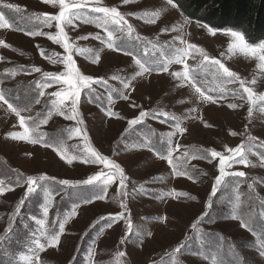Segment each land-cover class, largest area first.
Returning <instances> with one entry per match:
<instances>
[{
    "label": "rangeland",
    "instance_id": "1",
    "mask_svg": "<svg viewBox=\"0 0 264 264\" xmlns=\"http://www.w3.org/2000/svg\"><path fill=\"white\" fill-rule=\"evenodd\" d=\"M87 3L88 7L74 11L84 16L91 15L92 6H116L133 31L129 35L127 26L121 31L109 25L114 38L113 48H108L107 33L94 23L76 19L74 26L65 27L70 40L79 48L92 50L83 54L74 51L79 70L108 82L103 87L93 84L95 91L91 94L83 90L78 114L68 120L56 114L52 104L56 98L48 95L57 90L66 91L67 86L38 87V83L49 79L43 77V72L65 71L63 64H53L51 60L58 59L54 54L62 58L66 53L47 35L27 34L39 31L56 35V22L52 21V27L46 26L41 14L56 15L59 6L47 5L42 0H0V12L10 25L0 28V88L8 94L10 103L21 107L30 103V111H23L21 115L30 129L33 120L39 124L37 131L30 134L37 139L42 136V141L35 144L8 136L10 132L24 129L19 117L0 101V180L4 181L5 189L0 195V264L9 262L3 257L10 256L14 259L11 264L18 259L21 264H264V255H261L264 247V100L258 99L264 94V69L258 59L250 53L229 51L230 36L222 31L209 34L204 27L207 24L187 17L174 1L176 7L168 0H128L127 3L87 0ZM7 4L18 5L21 11L5 7ZM38 15L40 19L36 18ZM165 28L171 30L162 32ZM87 34H99L102 39H76ZM255 41L252 45L264 42V38ZM188 44L203 48L210 58L220 60L235 72L239 80L229 82L227 78H218L213 67L205 70L203 64L207 62L194 50L185 59L194 80L175 77L173 73L185 71L184 65L169 64L168 60L174 58L173 48H187ZM93 52L99 54L98 63L93 62ZM129 52L131 55L126 54ZM134 58L153 70L135 76L139 66ZM164 66L168 68L166 72L162 70ZM33 67L42 72H32ZM114 75L130 86L125 89L120 80L111 78ZM240 80L253 89L255 103L248 102ZM253 80L255 84L251 83ZM197 87L216 102L204 100L196 92ZM40 91H44L43 97L38 95ZM36 99L40 102L35 103ZM233 103L239 106L230 108L228 105ZM66 104L70 106V100ZM50 110L52 115L47 124L39 123ZM141 111L149 115L143 123L130 126L128 121L137 118ZM160 111L176 119L161 122L166 118H153ZM79 120L82 123H77ZM177 122L186 129L183 134L175 129ZM76 127L81 129L80 135H69L67 129ZM172 132L176 135L170 137ZM50 139L58 142L45 146L44 141ZM169 139L173 149L181 145L173 151L175 169L167 159L161 158V154L167 156ZM238 145H243L248 166L232 163L225 170L243 171L246 175L226 176V183L212 195L215 177L219 174V158L209 162L192 156L216 150L229 157L232 153L227 148ZM88 147L119 164L128 180L126 187L121 188L117 174L108 186L105 199L84 203V198L94 195L92 186L62 185L59 181H84L102 169L105 173H116L111 166L84 163L81 159L67 162L73 156L87 157ZM44 174L55 180L40 182L49 188L52 200L46 223L41 227L36 221L45 219L42 206L48 202V193L37 188L18 213L16 208L25 196L26 177ZM18 177H21L19 185L15 184ZM73 209L75 214L70 215ZM233 211L238 218H232ZM118 212L125 213L132 224L131 230L125 219L115 223L108 219L110 214ZM198 218L201 219L198 221ZM65 221L59 243L49 245L50 235L58 233L60 223ZM242 221L247 228L242 226ZM37 240L44 245L43 249L36 246Z\"/></svg>",
    "mask_w": 264,
    "mask_h": 264
},
{
    "label": "snow or ice",
    "instance_id": "2",
    "mask_svg": "<svg viewBox=\"0 0 264 264\" xmlns=\"http://www.w3.org/2000/svg\"><path fill=\"white\" fill-rule=\"evenodd\" d=\"M123 3H127L128 0H122ZM42 3H45L47 5L51 6H59V12L56 15H51V14H41L43 17V23L48 26L52 27V21H55V27L57 28V34L53 35L51 33L45 34L39 31H31L28 32L27 34L30 36H37V35H47V38L49 40H52L54 43L57 45H60L66 55H64L62 58H59L60 54H54L58 57V59L51 60L53 64L56 63H61L64 66L65 71L60 72V73H49V72H43V77L49 78L47 79L44 83H38V87L40 89H45L52 87L53 85L56 84H62L67 86L66 91L62 90H57L52 93H48L50 97H55L56 99L52 100L53 104V109L58 115L64 116L65 119L68 120H73L76 118L77 113V105L79 103L80 97H81V92L85 89L89 91L91 94L92 92L95 91L93 88V84L99 85V86H107V80H105L103 77H92L89 75H84L79 68L76 65L75 59H74V51L77 54H83L84 51H92L91 49H81L79 48L74 41L70 40V37L68 34L65 32V27L69 25L74 26V20L76 19H82V22L84 23H94L97 27L103 28L105 32L107 33V47L108 48H113V38H114V33L112 30L109 29V25H115L117 26L118 30L123 31L124 26H127L128 34L131 35L133 28L132 25L128 24V21L125 19V15L121 13L116 6H92L89 8V12L91 15L85 14L84 16H81L78 11L74 10H79L88 7L87 0H42ZM169 4H172L173 7H176L175 4H173V0H168ZM5 7L9 9H15L17 12L21 11L20 6L18 5H12V4H7ZM36 15V14H34ZM134 15V14H133ZM37 19H40V16H36ZM9 22L6 20L5 15L3 12H0V28L3 27H9ZM176 26L173 25L172 28L174 29ZM204 27L207 28V31L211 35H216L217 31H222L224 34L230 36L232 38V42L229 44V51H234L238 50L241 53L248 54L250 53L252 56L256 57L258 59L259 66L264 69V42H260L257 45H252L249 44L245 36L242 32L240 31H235V30H217L213 29L211 26L205 25ZM171 29L165 28L161 29L162 32L169 31ZM89 37L95 38V39H102L99 34L92 36V34H87L85 36L78 37L76 39H88ZM175 39V38H174ZM2 43V42H0ZM181 43H185L183 40ZM171 46V45H170ZM39 47V46H37ZM190 50H194L195 52H198L202 57L203 61L207 62L203 64V68L207 70L209 67L215 68V75L216 77H224L229 80V82H233L235 80H239L238 75L230 71L228 67H226L223 63H221L220 60L210 58L205 50L203 48H200L196 45L193 44H188L187 48H173V53H174V58L168 60V63H176V64H183L185 71L183 73L176 72L173 73L175 77H180L183 76L185 80L192 79L194 80V77L188 70V65L185 63V59L193 55V52ZM131 55V53H126ZM43 55V51H42ZM94 56V63H98L100 60L98 52H93ZM51 59V57H49ZM134 62L136 65L139 66V71L135 73V76H140L144 73L150 72L153 69L149 66H146V63L143 62L140 59H135ZM163 71H167L168 68L167 66H164L162 68ZM32 72H42V69L38 67H33L31 69ZM12 75H15V71L12 72ZM114 80H120L121 83H123L124 88L127 89L130 84L129 82H126L121 78L120 76L114 75L111 77ZM134 78V77H133ZM2 83V82H0ZM251 83L255 84V80H253ZM193 87H195V83H193ZM240 87L243 89V92L247 94V99L250 104L255 103L256 94L254 93L253 89L251 87H246L245 82L243 80H240ZM196 92L200 93V96L203 97L204 100L206 101H212L215 103V99L210 96V95H205L203 91H201L200 88L195 89ZM40 97H43L45 95L44 91H40L38 94ZM98 98V97H97ZM123 99H128L127 96H122ZM10 97L8 94L5 93V91L0 88V101H3L4 104L8 106V109H10L12 112H14L18 117H19V123L21 128H23V132H10L8 133V136H10L12 139H18L22 141H27L30 143H39L42 141V136L40 139H37L33 137L30 133L37 131L39 124L33 120L32 117H28V120H33V126L31 129L26 126V118L21 115V112L23 111H30L31 105L29 104H24L22 107L19 106L18 104L14 105V103L9 102ZM19 98H17L18 100ZM258 99L264 100V94H260L258 96ZM66 100H70V106L66 104ZM40 100L36 99L35 103H39ZM230 108H237L239 105L233 103L228 105ZM65 109H68L67 111ZM72 113V114H69ZM252 109L249 108V115L251 116ZM110 115H115V113H109ZM52 111H48L47 114L45 115L44 119L39 121V123L47 124L48 119L51 118ZM149 113L147 111H141L139 113V116L137 118H133L128 121L129 125H137L143 123V120L146 116H148ZM158 117H165L166 119L161 121V122H167V119H176L174 116H172L168 112L160 111L159 113L154 114L153 118H158ZM77 123H82V120L77 121ZM176 131L179 133L183 134L186 129L180 126V122H177L174 125ZM69 135L75 134V135H80L81 129L79 127L72 128V129H67ZM127 131V129H126ZM232 135H236V133L232 132ZM176 132H172L169 134V136H175ZM249 139H253L252 137H249ZM58 142L57 139H50L48 141H44L45 146H54ZM145 147H148V145H144ZM62 147V146H61ZM181 147V145L177 144L176 148L173 149L172 144H171V139H169L168 146H167V156H163L161 154V158L167 159L168 163L175 169L177 167V164L174 163L173 160V151L178 150ZM227 147V146H226ZM59 152V149H56ZM158 154L159 153V150ZM227 151L232 153L231 156L225 157L220 151L216 150H207L205 153H201L200 155H193L192 159L200 158V159H205L209 160L211 162L212 160H215L219 158V163H218V175L215 177V181L213 184V189H212V195H215L217 189L224 185L226 183L225 177L226 176H237V177H244L246 175L245 172L243 171H237V172H226V166L230 167L232 163L236 164H242L244 166H248L249 161L247 160L244 150H243V145H238L235 148H227ZM87 157H78V156H73L71 159H69L67 162L72 163V160L74 159H81L82 162L84 163H93V164H102L104 167H113L116 169V173L108 172L105 173L103 169L91 176L88 177V179L84 181H77V182H71L68 180H60L59 183L62 185H70V186H75L76 184H83L87 186H92L94 189V195L93 197H88L84 198L83 202L84 203H91L93 202V199H105V195L107 193L108 186L111 185L116 178V175L118 174L119 176V183L121 188L126 187V181L128 180V177L125 175L123 168L115 163V161L111 160L109 157H106L102 154H100L98 151H96L94 148L88 147L87 149ZM62 154V153H61ZM185 156L188 155L187 151L184 153ZM239 159H236V158ZM178 160L180 158H177ZM178 175H188L187 172H177ZM189 178L191 179L192 177L189 175ZM21 177H18L17 180L15 181V184L19 185L20 184ZM47 180H55L54 177H48L47 174L44 175H39V176H28L26 177L25 183L27 184L26 191H25V196L22 198L17 205L16 208V213L19 212V208L25 200L33 193L37 191V188L41 190V192L48 193L49 199L48 202L42 206V212L43 216L45 219H38L36 222L37 224L41 225L43 227L46 223V218L49 213V206L52 203L51 200V192L49 191V188L45 186L44 184L40 183L42 181H47ZM4 181L0 180V195H3L5 192V189L3 187ZM251 188V185L249 186ZM11 190H14L11 189ZM126 195V193H125ZM181 195H187V193H182ZM192 199H195V197H191ZM239 200V197H237V201ZM210 206V205H207ZM121 207L126 209V205L121 203ZM236 207H239V204L237 203ZM75 214V209H73V212L70 215ZM232 218H238L237 214L235 211H233ZM108 219L112 222H118L121 219L127 220V227L129 230L132 229V224L129 219L126 218L124 212H118L116 214H110ZM201 218H198V221ZM197 221V222H198ZM64 223L62 222L59 225V232L54 233L50 235L48 239V243L51 246H55L59 243L60 241V235L64 232ZM111 226V224L109 225ZM242 226L243 227H248L246 223L242 221ZM196 227V222L193 224V228L195 229ZM250 230V229H249ZM7 231V230H6ZM43 235V233H41ZM2 239V237H0ZM36 246L40 249L44 248L43 244H40L39 241H34ZM183 244L181 245V247ZM177 252H179V248L176 249ZM120 255H124V253H120ZM261 255H264V247L261 248Z\"/></svg>",
    "mask_w": 264,
    "mask_h": 264
},
{
    "label": "trees",
    "instance_id": "3",
    "mask_svg": "<svg viewBox=\"0 0 264 264\" xmlns=\"http://www.w3.org/2000/svg\"><path fill=\"white\" fill-rule=\"evenodd\" d=\"M187 17L215 28L240 30L250 44L264 38V0H173ZM4 264L12 263V256Z\"/></svg>",
    "mask_w": 264,
    "mask_h": 264
}]
</instances>
